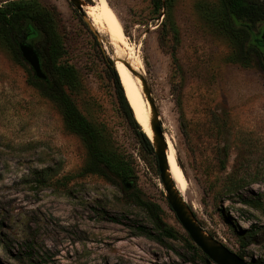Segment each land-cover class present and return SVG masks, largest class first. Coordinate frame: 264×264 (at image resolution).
Listing matches in <instances>:
<instances>
[{
    "label": "rangeland",
    "instance_id": "rangeland-1",
    "mask_svg": "<svg viewBox=\"0 0 264 264\" xmlns=\"http://www.w3.org/2000/svg\"><path fill=\"white\" fill-rule=\"evenodd\" d=\"M30 1L60 12V59L76 73L68 94L98 145L131 173L87 172L85 138L0 36V264H207L120 102L109 61L132 67L128 53L68 0ZM108 2L187 176L184 201L208 235L264 264L263 55L221 26L220 0H173L165 26L167 11L158 15L152 0ZM155 215L174 238L157 230Z\"/></svg>",
    "mask_w": 264,
    "mask_h": 264
},
{
    "label": "trees",
    "instance_id": "trees-1",
    "mask_svg": "<svg viewBox=\"0 0 264 264\" xmlns=\"http://www.w3.org/2000/svg\"><path fill=\"white\" fill-rule=\"evenodd\" d=\"M173 0H152L158 15L166 10L165 20L161 26H165L170 19L169 11ZM223 19L221 26L230 34L237 37L242 46L252 48V35L261 21L264 20V3L255 0H220ZM30 0H10L0 3V36L12 49L13 54L19 61H24L19 49V44L25 40L31 42L39 54L47 80L32 77V82L45 94L53 99L60 107L69 127L85 138L90 153V161L86 166L87 172L107 173L117 175L123 180L131 173L130 163L119 161L104 151L97 141V137L91 135V126L87 119L80 113L71 100L67 84L75 80V68L61 61L59 53L63 49V33L61 36L55 30V24H61V14L55 6L36 10ZM109 65L113 72L114 82L118 91L119 99L124 109L129 114L133 126L142 147L151 155H155V149L141 126L136 121L134 113L125 96V92L119 75L110 60ZM99 146V147H98ZM158 164V163H157ZM147 206V203L144 202ZM157 215L154 216L157 230L164 235L174 238L171 230L165 229ZM191 246L197 252L200 249L193 243ZM241 258H244L238 253ZM203 258L207 256L203 254ZM251 264H257L250 262Z\"/></svg>",
    "mask_w": 264,
    "mask_h": 264
},
{
    "label": "water",
    "instance_id": "water-1",
    "mask_svg": "<svg viewBox=\"0 0 264 264\" xmlns=\"http://www.w3.org/2000/svg\"><path fill=\"white\" fill-rule=\"evenodd\" d=\"M68 1L73 4L79 10V12H85L82 0ZM19 49L24 60L33 69L36 78L47 80V75L42 68L41 59L33 44L25 40L24 42L19 44ZM122 63H124V65L131 71L133 75L141 78L145 94L147 96V99L149 100L150 92L147 89V84L143 75H141V73H137L130 65H128V63ZM152 110L153 119L151 125L155 136L153 140H151L149 137L148 138L152 142L155 149L160 178L162 180L164 190L166 191V198L178 221L180 222L184 230L188 233L192 242L207 256V264H251L244 258H241L238 254L224 246L222 243L218 242L212 236L208 235L198 223L190 207L176 190L175 183L172 180L171 175L169 174L167 142L165 139V134L163 133L161 124L159 122L158 112L153 105Z\"/></svg>",
    "mask_w": 264,
    "mask_h": 264
},
{
    "label": "bare ground",
    "instance_id": "bare-ground-1",
    "mask_svg": "<svg viewBox=\"0 0 264 264\" xmlns=\"http://www.w3.org/2000/svg\"><path fill=\"white\" fill-rule=\"evenodd\" d=\"M84 10L95 25H101L107 30V32L110 34L109 37L112 39V42L117 47V49L119 48L123 50V52L126 51L128 53V59L131 60L132 68L141 70L142 60L139 55L136 54L132 44L128 41L124 29L116 13L111 8L108 0H98L96 6L84 4ZM116 68L125 92V96L133 109V113L137 122L141 125L146 135L151 140H153L155 136L151 125L153 119V110L145 94L141 78L133 75L131 71L124 65V63L118 60L116 62ZM165 139L167 142L169 174L175 183L176 190L183 198L184 194L188 190L189 183L187 176L179 164L176 148L172 138L168 135H165Z\"/></svg>",
    "mask_w": 264,
    "mask_h": 264
},
{
    "label": "flooded vegetation",
    "instance_id": "flooded-vegetation-1",
    "mask_svg": "<svg viewBox=\"0 0 264 264\" xmlns=\"http://www.w3.org/2000/svg\"><path fill=\"white\" fill-rule=\"evenodd\" d=\"M263 34H264V28L262 30H258L254 32L252 35V43L255 47H257L261 54L264 57V39H263Z\"/></svg>",
    "mask_w": 264,
    "mask_h": 264
}]
</instances>
